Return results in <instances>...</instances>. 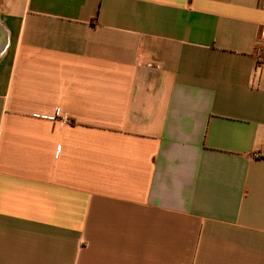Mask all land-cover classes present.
Instances as JSON below:
<instances>
[{"label":"crops","instance_id":"obj_1","mask_svg":"<svg viewBox=\"0 0 264 264\" xmlns=\"http://www.w3.org/2000/svg\"><path fill=\"white\" fill-rule=\"evenodd\" d=\"M264 0H0V264H264Z\"/></svg>","mask_w":264,"mask_h":264},{"label":"built area","instance_id":"obj_2","mask_svg":"<svg viewBox=\"0 0 264 264\" xmlns=\"http://www.w3.org/2000/svg\"><path fill=\"white\" fill-rule=\"evenodd\" d=\"M256 56L261 64H264V45H258L256 47Z\"/></svg>","mask_w":264,"mask_h":264}]
</instances>
